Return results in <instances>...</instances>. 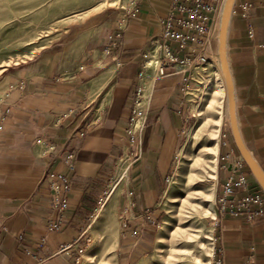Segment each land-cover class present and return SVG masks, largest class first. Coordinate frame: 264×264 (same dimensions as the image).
<instances>
[{"label": "crops", "instance_id": "obj_1", "mask_svg": "<svg viewBox=\"0 0 264 264\" xmlns=\"http://www.w3.org/2000/svg\"><path fill=\"white\" fill-rule=\"evenodd\" d=\"M244 1L236 0L234 6L227 57L240 135L264 170V6L251 0L254 7L243 17ZM171 2L140 0L137 16L120 36L123 11L107 8L96 20L70 28L32 58L2 71L0 264H80L89 222L98 217V204L125 155L130 164L114 204L119 214L129 203L133 210L127 227L120 221V264L153 245L156 228L146 217L159 216L193 115L190 94L201 84L197 68L155 77L143 108L146 124L136 131L132 117L144 55L161 33L160 19ZM165 44L180 57H192L191 48L178 51L172 40ZM226 126L218 149L216 201L224 183L237 178L238 160L250 191L262 190ZM38 140L54 146V152L39 157ZM69 152L75 155L76 169L67 171L72 181L67 221L60 231H48L52 193L45 176L50 170L65 171L63 158ZM62 245L70 247L60 252ZM221 247L226 264H243L250 254L264 264V215L254 223L244 216H226L218 223L213 257Z\"/></svg>", "mask_w": 264, "mask_h": 264}, {"label": "rangeland", "instance_id": "obj_2", "mask_svg": "<svg viewBox=\"0 0 264 264\" xmlns=\"http://www.w3.org/2000/svg\"><path fill=\"white\" fill-rule=\"evenodd\" d=\"M118 4L117 0H0V82L4 79L2 71L7 66L32 58L43 47L61 38L70 28L84 27L96 20L101 11ZM153 59L157 70V55ZM203 67L207 65L196 69V77L201 84L198 90L190 94L193 115L186 130L185 142L179 151L175 170L169 180L167 193H170V196L166 193L160 207L157 218L160 227L155 229L154 243L135 260H129L125 264H140L143 261L145 264H193L190 254L185 255L182 252V249L188 246L192 247L191 253H196L205 263L212 264L218 236L215 192L214 196L209 195L215 180L210 179L207 158L210 146L209 136L213 125H208L206 112L201 117H197L195 107H204L206 98L200 99L203 90L209 93L212 99L217 98V90L213 92L211 89L218 88L220 80L209 71L210 80L207 81L209 85L205 87ZM150 74L155 78V71L151 70ZM5 92L6 88L0 87V101ZM148 95L149 93L141 107L147 102ZM217 107L218 105L216 108H211L208 115L212 117L221 115L222 109L219 112ZM222 117L219 140L225 132L224 127L228 124V115ZM193 128L199 130V137L187 145L189 131ZM182 150L187 151L183 156L180 155ZM179 160H181L180 164ZM117 169L101 199L106 196L110 185L114 182ZM123 181L125 180L118 184L120 187L118 194L122 189ZM208 211H212L213 214ZM92 221L87 228L88 236L80 264H120L116 253L120 214L114 207V214L107 228L102 227L100 215L97 221L94 220L93 223ZM165 224H167V230L164 233L162 227ZM195 234H200V237L198 239L194 237L191 240L187 238ZM160 235L164 236L162 243H159L157 239ZM200 240L203 241L204 246L196 248ZM95 241L93 256L86 259L84 252Z\"/></svg>", "mask_w": 264, "mask_h": 264}, {"label": "built area", "instance_id": "obj_3", "mask_svg": "<svg viewBox=\"0 0 264 264\" xmlns=\"http://www.w3.org/2000/svg\"><path fill=\"white\" fill-rule=\"evenodd\" d=\"M118 10H122L120 15V32L128 24L129 20L136 17L139 11L138 4L140 0H117ZM264 6V0H260ZM223 0H172L167 14L160 19L161 33L153 39L151 48L144 55L145 60L140 73V83L138 85L134 116L132 123L136 124V131L141 132L142 127L146 124V117L143 115V108L149 103L153 83L158 77L169 74L188 73L202 65L215 63L217 57V37L220 23V14ZM254 4L251 0H245L241 4V13L247 17ZM234 12V10H233ZM249 33L253 35V29L249 27ZM175 41L179 50L191 48L192 57H180L173 53L165 44L166 41ZM155 53L160 60V70L153 82H149L150 96L147 103L140 109L137 108V100L143 85L142 72L147 56ZM189 89V85H186ZM131 132V129L129 130ZM223 133L221 138H225ZM140 142V137H139ZM37 152L41 158L49 156L54 152L55 147L49 146L43 140L37 141ZM227 154L225 158H229ZM65 171L50 170L45 176V182L52 193L51 198V215L46 223L48 231H60L62 224L67 221V212L69 211V194L72 190V181L67 171L72 172L76 169L75 155L73 152L65 154L63 158ZM241 162L238 160L234 167L238 171L237 178L230 177L223 185L222 192L216 201V216L218 224L226 216L240 217L244 216L248 222L254 223L258 218L264 215V191L252 192L249 189V183L246 173L241 171ZM241 190L242 195H236V191ZM133 203L120 214V221L123 227L128 226L130 215H132ZM147 224L155 228L160 227L157 218L147 214ZM70 245H62L59 251H67ZM212 264H226L223 248H219L218 255L213 257ZM243 264H257L253 254H250Z\"/></svg>", "mask_w": 264, "mask_h": 264}, {"label": "bare ground", "instance_id": "obj_4", "mask_svg": "<svg viewBox=\"0 0 264 264\" xmlns=\"http://www.w3.org/2000/svg\"><path fill=\"white\" fill-rule=\"evenodd\" d=\"M156 54L152 53L151 55L147 56L148 60L146 61V65H145V71L142 74V81H143V85L141 87L140 90V95H139V101L137 102V106L138 109L141 108V105L144 103V99H146L147 94L149 93L150 89L148 88V82H153L154 77L150 74V71L153 70L156 73V76L158 75V72L160 70V60L158 58V62H157V70H156V66H155V61L153 59V57H155ZM216 65V67L214 65ZM208 70V71H207ZM211 72L212 74H214L215 76H217L219 81V86L216 89H211L218 92L217 98L212 99V97H210L209 93H207L205 90H203L202 94L200 95V99H205L206 101L204 103V107H195V114L197 117H201L205 112L207 113V123L208 125H213V129L210 132V146L208 147V154L209 156L208 158V166H209V176L210 179L212 180H216L217 176H216V170H217V155H218V149H219V131H220V127H221V123H222V116L223 114L228 115L227 113V94H226V84H225V79H224V75L221 69V66L218 62V60H216L215 63H209L207 64V67H203V76H204V81L206 82L205 87L207 85H209L207 83L208 80H210V74H208V72ZM209 72V73H210ZM155 76V77H156ZM208 95V96H207ZM217 110L220 111V109H222L221 115H217L216 117H212L211 115H208L209 110L211 108H216ZM225 109V113L223 112ZM199 137V130L196 128H193L192 130L189 131V136H188V144H190L191 142H194L198 139ZM187 153V151H181L180 155H185ZM126 156H124V158H122L119 161L118 164V169H117V175L114 177V182L110 185V189L109 191L106 193V196L101 200V204L98 208V214L100 216H102V227L103 228H107L110 225V220L114 214V207H115V201L117 198V194H118V190L120 189V187L118 186V184H120L119 182H121L122 180H124V178L127 175V171H128V167L130 164L129 160H126ZM181 160H179V164H180ZM212 189L210 190V196H214V192H215V187H211ZM167 195L170 196V193H167ZM209 213H212V211H208ZM98 217L95 219V221H97ZM164 230V233L167 230V224H165V226L162 227ZM195 238H199L200 234H195L193 236L189 235L187 238L188 239H194ZM158 242L162 243L164 242V236L160 235L158 238ZM96 244V241L90 245L89 249L84 252V256L86 259L90 258L93 256V248ZM197 247L196 248H200L199 246H201V248L204 246V243L202 240L197 242ZM191 246H188L186 248L182 249V252H184V254L186 255V253L190 254V259L191 262L193 264H207L204 261H202L198 255L196 253H191ZM182 258H185V256H182ZM140 264H145V262H141Z\"/></svg>", "mask_w": 264, "mask_h": 264}, {"label": "water", "instance_id": "obj_5", "mask_svg": "<svg viewBox=\"0 0 264 264\" xmlns=\"http://www.w3.org/2000/svg\"><path fill=\"white\" fill-rule=\"evenodd\" d=\"M235 3L236 0H223L221 14H220L218 37H217V57L226 84L228 123L230 125L236 145L243 159L247 163L253 176L255 177L260 187L264 191V170L254 159L248 148L245 146L242 137L240 135L237 118H236L234 86H233V80H232L230 67L228 63V57H227L228 30H229Z\"/></svg>", "mask_w": 264, "mask_h": 264}]
</instances>
